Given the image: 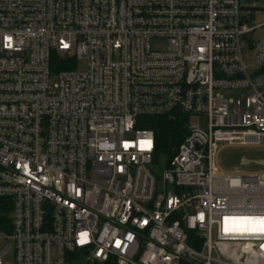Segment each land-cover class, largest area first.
<instances>
[{
  "label": "built area",
  "instance_id": "built-area-1",
  "mask_svg": "<svg viewBox=\"0 0 264 264\" xmlns=\"http://www.w3.org/2000/svg\"><path fill=\"white\" fill-rule=\"evenodd\" d=\"M243 9L0 0V264H264V233L232 219L264 217V171L218 162L264 147V39L253 69L241 49L262 25ZM163 116L186 118L168 155L137 127Z\"/></svg>",
  "mask_w": 264,
  "mask_h": 264
},
{
  "label": "rangeland",
  "instance_id": "rangeland-1",
  "mask_svg": "<svg viewBox=\"0 0 264 264\" xmlns=\"http://www.w3.org/2000/svg\"><path fill=\"white\" fill-rule=\"evenodd\" d=\"M243 10L251 14L248 27L256 28L253 32L241 38L243 60L253 69L252 62L256 54L255 46L264 39V0H240ZM250 8H255L254 12ZM85 64L79 62L77 68L83 70ZM219 165L228 171H264V147L247 148L240 146L226 147L218 157ZM12 256L4 257L5 264H12Z\"/></svg>",
  "mask_w": 264,
  "mask_h": 264
},
{
  "label": "trees",
  "instance_id": "trees-1",
  "mask_svg": "<svg viewBox=\"0 0 264 264\" xmlns=\"http://www.w3.org/2000/svg\"><path fill=\"white\" fill-rule=\"evenodd\" d=\"M254 9L250 8V11L253 13ZM74 66L73 63L65 64L56 57H53L52 69L54 71L71 69ZM185 121L186 118L184 116H176L174 118H167L165 116L143 117L137 127L152 130L158 151L160 154L168 155L170 147L173 144L179 143L187 134Z\"/></svg>",
  "mask_w": 264,
  "mask_h": 264
},
{
  "label": "snow or ice",
  "instance_id": "snow-or-ice-1",
  "mask_svg": "<svg viewBox=\"0 0 264 264\" xmlns=\"http://www.w3.org/2000/svg\"><path fill=\"white\" fill-rule=\"evenodd\" d=\"M232 219L239 224L241 231H259L264 233V217H240Z\"/></svg>",
  "mask_w": 264,
  "mask_h": 264
}]
</instances>
